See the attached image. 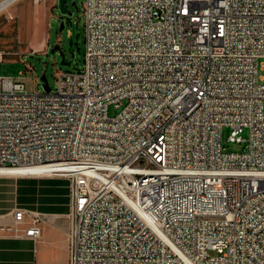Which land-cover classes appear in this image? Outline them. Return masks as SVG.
I'll return each mask as SVG.
<instances>
[{
  "label": "built area",
  "instance_id": "2783aa9c",
  "mask_svg": "<svg viewBox=\"0 0 264 264\" xmlns=\"http://www.w3.org/2000/svg\"><path fill=\"white\" fill-rule=\"evenodd\" d=\"M83 10L82 68L49 91L0 76V167L69 180V264H264V0ZM14 219L42 236L40 212Z\"/></svg>",
  "mask_w": 264,
  "mask_h": 264
},
{
  "label": "rangeland",
  "instance_id": "374dc122",
  "mask_svg": "<svg viewBox=\"0 0 264 264\" xmlns=\"http://www.w3.org/2000/svg\"><path fill=\"white\" fill-rule=\"evenodd\" d=\"M84 1L67 0L65 13L60 9L59 0H16L1 10L0 53L6 52L9 55L4 53L2 57L0 54V76L17 77L23 72L28 90L44 91L41 80L43 72L46 73L49 84L55 87L60 70L82 68L86 45ZM55 44L60 45V50L54 49ZM61 51L65 53L67 60H72L70 65L61 63ZM263 62L264 58L260 60L259 76L264 82ZM126 102L124 100L120 107L110 105L109 114H118ZM228 133V127H224L222 138L225 149L243 150L246 142L241 144L229 141ZM243 135L248 137V129ZM64 257L60 252H55L50 264H65Z\"/></svg>",
  "mask_w": 264,
  "mask_h": 264
},
{
  "label": "crops",
  "instance_id": "0c3cea01",
  "mask_svg": "<svg viewBox=\"0 0 264 264\" xmlns=\"http://www.w3.org/2000/svg\"><path fill=\"white\" fill-rule=\"evenodd\" d=\"M4 53H0L2 57ZM70 206L69 180L63 176L0 175V264H50L55 252L69 264ZM18 207L40 212L43 233L37 240L15 231L16 226L23 231L29 226V222L16 224L14 211Z\"/></svg>",
  "mask_w": 264,
  "mask_h": 264
},
{
  "label": "bare ground",
  "instance_id": "6f19581e",
  "mask_svg": "<svg viewBox=\"0 0 264 264\" xmlns=\"http://www.w3.org/2000/svg\"><path fill=\"white\" fill-rule=\"evenodd\" d=\"M15 0H2L0 10L14 2ZM52 169V166H32V167H0V175L22 176L46 174ZM50 174V173H49Z\"/></svg>",
  "mask_w": 264,
  "mask_h": 264
},
{
  "label": "water",
  "instance_id": "95a60500",
  "mask_svg": "<svg viewBox=\"0 0 264 264\" xmlns=\"http://www.w3.org/2000/svg\"><path fill=\"white\" fill-rule=\"evenodd\" d=\"M66 2H67V0H59V6H60V9H61V11L63 13H65L67 11ZM52 24L56 25L55 22H53ZM62 27H63V25L61 26V28ZM54 49L55 50H60V45L59 44H55ZM61 54H62L61 63L62 64H66V65H70L72 63V60H67L66 59V55H65V53L63 51H61ZM41 80L43 81L44 90L49 91L51 89V85L48 82V78H47L45 72L42 73Z\"/></svg>",
  "mask_w": 264,
  "mask_h": 264
}]
</instances>
